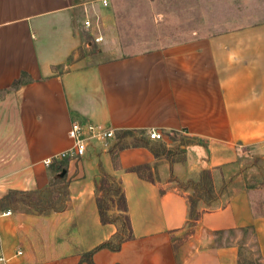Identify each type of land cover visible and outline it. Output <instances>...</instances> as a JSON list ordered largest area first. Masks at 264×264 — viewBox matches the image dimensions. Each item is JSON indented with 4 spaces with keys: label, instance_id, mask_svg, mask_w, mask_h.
<instances>
[{
    "label": "crops",
    "instance_id": "0c3cea01",
    "mask_svg": "<svg viewBox=\"0 0 264 264\" xmlns=\"http://www.w3.org/2000/svg\"><path fill=\"white\" fill-rule=\"evenodd\" d=\"M114 1L0 0V199L47 188L59 163L69 192L45 214L20 202L0 209V264H245L239 240L225 241L245 231L264 264V214L253 208L264 185L230 190L191 222V191L174 180L264 158V0H252L247 23L186 29L188 38L131 54H116ZM249 1L231 5L246 14ZM94 47L103 58L88 61ZM75 120L115 134L106 148L93 140L85 155L47 164L72 146ZM151 129L164 139H150ZM126 130L127 145L109 151ZM160 146L180 152L168 159ZM107 174L122 187L132 237L119 250H95L90 263L85 255L117 231L97 206Z\"/></svg>",
    "mask_w": 264,
    "mask_h": 264
},
{
    "label": "trees",
    "instance_id": "16d2710c",
    "mask_svg": "<svg viewBox=\"0 0 264 264\" xmlns=\"http://www.w3.org/2000/svg\"><path fill=\"white\" fill-rule=\"evenodd\" d=\"M118 17V14H116ZM25 75L23 74V77ZM24 79L19 78L13 82V87H18ZM128 134H134V131L126 130L117 135V139L109 151L116 152L127 145L123 141V137ZM180 150L172 148H157L155 153L164 154L168 159L179 154ZM264 161V158H262ZM58 167L54 168L56 173L53 174L49 186L42 190L36 191H20L11 190L9 193L0 199V209L9 205H15L20 202L26 209H34L39 213H48L53 210H59L63 207V202L68 197V182L65 183L66 173L61 174L65 169L63 163H59ZM142 166L132 168L139 172L143 177L152 178L151 174L143 172ZM56 175V176H55ZM105 180L101 182L98 189L100 192L97 195V206L101 221L103 223H114L117 227L115 234L108 240L98 245L93 251L85 255L86 259L93 263L92 254L100 248H109L111 250H119L124 241L132 237V229L129 221V216L126 212L125 196L121 185L109 174L105 175ZM179 187L184 191L190 190L187 193V201L189 205L188 219L195 222L201 217V214L216 206L217 201L223 194L236 192L244 187L249 190H255L264 185V169L258 166V159L254 160L250 165L237 167L236 164H227L211 168H202L195 177H188L184 180L179 178L174 179ZM109 181H111L109 183ZM245 182V185L242 184ZM200 203H203L201 205ZM255 214H264L263 199L253 203ZM190 232V231H189Z\"/></svg>",
    "mask_w": 264,
    "mask_h": 264
},
{
    "label": "rangeland",
    "instance_id": "374dc122",
    "mask_svg": "<svg viewBox=\"0 0 264 264\" xmlns=\"http://www.w3.org/2000/svg\"><path fill=\"white\" fill-rule=\"evenodd\" d=\"M232 1L234 0H115L118 30L122 37L121 52H116V54L137 53L168 42L188 38L191 34H189L190 32L185 33L186 29L198 28L200 35L211 34L229 24L239 21H242V24L251 20V18L248 19L251 16L248 11L253 9L254 2L249 1L251 7H248L246 14H239L234 10L236 9L233 7L234 4L231 5ZM91 51H94V56L92 60L88 59V61L95 62L96 59L103 58L101 55L95 54L96 47ZM174 137L178 142L179 140L180 142L184 141V137ZM261 155L263 156V152L254 155L252 160L258 159V166L264 169ZM105 179V175H103L101 182ZM65 183H67L66 178ZM230 190L229 188L228 191ZM262 191L264 193V188ZM99 193L97 191V195ZM237 239L243 247L245 264H263L259 261L249 231L241 232L240 237L239 234L238 236L229 234L225 241L231 242Z\"/></svg>",
    "mask_w": 264,
    "mask_h": 264
},
{
    "label": "built area",
    "instance_id": "2783aa9c",
    "mask_svg": "<svg viewBox=\"0 0 264 264\" xmlns=\"http://www.w3.org/2000/svg\"><path fill=\"white\" fill-rule=\"evenodd\" d=\"M104 4L108 3V0H103ZM86 25H90L91 21L86 20ZM103 36L99 35L96 37V41H102ZM114 131L112 129H107L104 127H101L100 125H96L91 122H80L78 120H75L71 123L70 129H69V136L72 139V146L59 153L56 157H51L46 160L47 164L53 163L56 160L64 159L67 157H77V156H83L87 153L88 146L91 144L93 140L99 141L100 144L106 148L109 145V139H111L114 136ZM148 136L150 139L155 140H163L165 137V134L162 131H159L157 129H151L148 133ZM6 213H10V211H7ZM18 254H21L22 251L19 250L17 252ZM0 261H6L5 257L0 256Z\"/></svg>",
    "mask_w": 264,
    "mask_h": 264
},
{
    "label": "water",
    "instance_id": "95a60500",
    "mask_svg": "<svg viewBox=\"0 0 264 264\" xmlns=\"http://www.w3.org/2000/svg\"><path fill=\"white\" fill-rule=\"evenodd\" d=\"M65 171H66V170H65V169H63V170H62V173H61V175H64V174H65Z\"/></svg>",
    "mask_w": 264,
    "mask_h": 264
}]
</instances>
